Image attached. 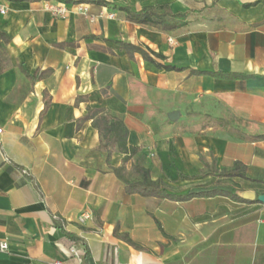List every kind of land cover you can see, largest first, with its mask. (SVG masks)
Returning a JSON list of instances; mask_svg holds the SVG:
<instances>
[{"label":"crops","instance_id":"1","mask_svg":"<svg viewBox=\"0 0 264 264\" xmlns=\"http://www.w3.org/2000/svg\"><path fill=\"white\" fill-rule=\"evenodd\" d=\"M105 1L0 0L10 37H0V264H264L263 203L128 195L112 171L125 154L115 146L107 162L91 120L77 123L88 108L119 118L127 147L140 148L127 168L139 162L168 194L215 179L200 176L204 163L240 162L245 177L227 181L238 195H264V140L180 125L233 115L264 132V0ZM55 5L66 14L47 10ZM121 7L189 15L161 32ZM23 70L44 75L32 83Z\"/></svg>","mask_w":264,"mask_h":264},{"label":"trees","instance_id":"2","mask_svg":"<svg viewBox=\"0 0 264 264\" xmlns=\"http://www.w3.org/2000/svg\"><path fill=\"white\" fill-rule=\"evenodd\" d=\"M88 3H98L101 5L107 4L105 0H85ZM125 15V19L129 22L148 26L161 32H171L187 22L188 12H176L173 13L167 8H145L138 12H133L127 7L119 8ZM0 37L5 42L10 41V37L0 32ZM120 48L125 50L129 56H132L134 52H139L143 58L151 63H154L157 67H162L166 70H173L174 67L163 66L154 62V60L139 47H135L131 44L120 43ZM156 57H160L155 54ZM26 77L33 83L39 80L44 72L36 71L32 75L26 73ZM199 73V72H196ZM200 74L207 75L208 73L201 72ZM106 93L103 92V95ZM85 99V98H84ZM49 106V99L45 98L44 106L40 112V117L43 116ZM91 120L93 127L97 130L100 137L103 150L106 152L107 162H109L112 150L115 146L125 154L120 166L112 168L113 174L119 181L122 182L126 194H138L143 197H156L159 199H170L175 201H187L195 197H214L223 196L227 197L235 202H244L240 195L237 194L235 186L228 182L227 179L238 177L244 178L246 174V166L240 162H234L230 168H224L217 170L214 165L211 168L204 163V167L200 172L201 177L214 176L215 179L190 189L185 195H172L168 194L164 186L159 182H153L150 179V172L147 168H144L139 162L131 163L127 168L126 163L134 155H136L140 148L127 147L126 139L128 130L124 123L117 117H114L108 113L104 108H88L85 116L80 118L78 125ZM202 128L212 127L217 128L227 135L243 141V142H257L264 140V132L259 131L258 125L246 120L240 119L233 115L227 117L214 118L211 116H204L201 121ZM88 254L86 253L85 256Z\"/></svg>","mask_w":264,"mask_h":264},{"label":"built area","instance_id":"3","mask_svg":"<svg viewBox=\"0 0 264 264\" xmlns=\"http://www.w3.org/2000/svg\"><path fill=\"white\" fill-rule=\"evenodd\" d=\"M47 10L58 15V16H64L67 12V8L64 5H62V6H57V5L49 6L47 8ZM79 10L83 11V13L86 12V8H84V7L79 8ZM0 13L4 14L5 13L4 9H0ZM169 41H171V40L169 39ZM0 133H1V128H0ZM90 219H91V215L88 212H84L78 218L79 222H81V223L88 221ZM6 249H7V243L6 242L1 243L0 244V250L4 251ZM56 264H59V263H56Z\"/></svg>","mask_w":264,"mask_h":264},{"label":"water","instance_id":"4","mask_svg":"<svg viewBox=\"0 0 264 264\" xmlns=\"http://www.w3.org/2000/svg\"><path fill=\"white\" fill-rule=\"evenodd\" d=\"M180 114L177 111L171 112L168 114V118L171 122L176 121L179 118ZM243 199L247 201H254L257 200L264 204V195L255 196L253 191H246L240 195Z\"/></svg>","mask_w":264,"mask_h":264},{"label":"rangeland","instance_id":"5","mask_svg":"<svg viewBox=\"0 0 264 264\" xmlns=\"http://www.w3.org/2000/svg\"><path fill=\"white\" fill-rule=\"evenodd\" d=\"M200 121H202L201 119H196V118H194L193 117V115H189V116H187V118L185 119V120H182V121H180V125L182 126V125H185L186 126V128H190V127H192L195 123H197V122H200ZM180 126V127H181Z\"/></svg>","mask_w":264,"mask_h":264}]
</instances>
